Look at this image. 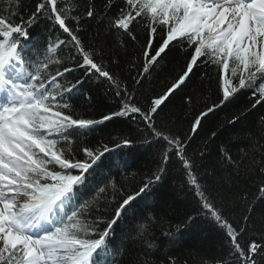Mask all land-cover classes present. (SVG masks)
<instances>
[{
  "label": "snow or ice",
  "instance_id": "obj_1",
  "mask_svg": "<svg viewBox=\"0 0 264 264\" xmlns=\"http://www.w3.org/2000/svg\"><path fill=\"white\" fill-rule=\"evenodd\" d=\"M61 4L62 0H39L34 11L25 15L19 0H13L0 10V264H115L120 253L113 242L115 226L165 172V167L159 166L138 190L121 189L117 207L107 219L89 218L100 195L108 187L116 188L115 180H109L91 199L83 196L94 169L113 149L107 144L83 146L79 148L83 158H76L73 145L95 126L120 117L134 121L138 117L152 137L165 142L163 164L172 153L181 161L203 214L211 217L226 236L227 257L215 264H264V234L258 239L249 234L255 205H246L248 215L242 217L243 223L230 222L201 185L197 160L186 155L191 136L203 120L230 103L241 90L251 89L254 102L233 115L228 124L236 125L251 109L264 104V0H122L120 5L107 0L102 12L89 4L85 16L97 19L108 32L126 34L135 42L133 28L146 30L139 69L136 58L129 66V72L137 73L131 77L135 88L122 83L105 66L103 48L81 40V17L71 15L78 8ZM42 19L58 27L67 39L49 36L41 41L32 29ZM176 44H187L192 49L190 58L166 90L143 105L139 87ZM65 45L75 49L73 66L60 58ZM201 61L217 70L218 103L206 106L194 117L189 136L166 133L156 126L155 115L185 85ZM78 70L82 78L65 82ZM93 77L107 81L119 100L117 111L99 119L76 112L72 104L85 78ZM185 99L193 102L191 96ZM260 119L264 125V116ZM211 135L215 137L217 132ZM132 144L133 140L125 137L115 148ZM220 152L232 162L225 149L221 147ZM205 155L201 151L199 158ZM259 174L264 177V167L259 168ZM257 188L258 199L264 200V180ZM241 199L246 200V194ZM195 219L190 216L187 222ZM158 221L156 215L146 213L136 225L135 242L149 250L155 248L152 237ZM169 264H175L171 257Z\"/></svg>",
  "mask_w": 264,
  "mask_h": 264
},
{
  "label": "trees",
  "instance_id": "obj_2",
  "mask_svg": "<svg viewBox=\"0 0 264 264\" xmlns=\"http://www.w3.org/2000/svg\"><path fill=\"white\" fill-rule=\"evenodd\" d=\"M12 2L13 0H0V10L6 9ZM38 2L39 0H19L25 15L34 11ZM106 2L107 0H62L61 6L78 8L71 15L81 17L78 25L81 40L85 45L103 48L102 62L105 66L122 83L135 88L137 86L132 83L131 77L137 73L129 72V66L136 58L139 69L141 49L147 39L146 30L142 26L134 27L136 41L133 42L126 34L108 32L97 19L85 16L89 4L97 12H102ZM113 2L120 5L122 0ZM116 10L113 8L112 12L115 13ZM70 26L76 27L75 24ZM32 33L41 41L49 36L53 40L67 39L58 27L43 19L32 29ZM191 52L192 49L187 44H176L168 51L138 89L143 105L166 90L185 67ZM73 56L75 49L69 45L60 49V58L68 66H73ZM113 60L118 63H113ZM82 77V71L78 70L70 74L65 82H75ZM88 96L91 98L88 99ZM186 96H191L193 102L187 103ZM218 97L217 70L213 65H206L201 61L185 85L170 96L155 115L156 126L166 133L187 137L194 117L206 106L218 103ZM253 102L251 89H244L230 103L209 114L197 133L191 136L186 155L197 160L196 172L201 185L207 188L230 222L243 223L242 217L248 215L246 205H255L249 219V234L258 239L264 234V200L258 199L260 194L257 188L264 180L259 174V168L264 167V125L260 119L264 116V104L251 109L236 125L227 123L242 109L250 108ZM72 104L76 112L87 118L99 119L104 114L117 111L119 100L109 90L107 81H97L93 77L85 78V83ZM213 131L217 132L215 137L211 135ZM125 137L132 139L133 144L130 147L115 148ZM101 144H107L113 150L106 153L94 169L83 190V196L91 199L97 195V188L105 186L109 180H115L116 188L108 187L100 195L90 219H107L117 207L121 189L125 192L136 191L144 179L151 177L159 166L165 167L161 181L138 198L115 226L113 242L120 248L115 264H144L145 261L148 264H169V257L175 264H215L227 257L224 230L211 217L203 214L195 189L187 182L181 161L172 153L166 165L163 164V153L167 147L165 142L152 137L138 117L135 121L124 117L115 118L95 126L73 145L76 158H83L79 152L80 147L99 148ZM221 147L232 156V162L223 158ZM201 151L206 152L203 159L199 158ZM245 194L246 200L241 199ZM149 212L159 218L152 237L157 246L150 250L134 240L138 221ZM190 216H196V219L188 223ZM177 226H180V231H177Z\"/></svg>",
  "mask_w": 264,
  "mask_h": 264
}]
</instances>
